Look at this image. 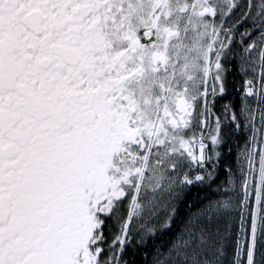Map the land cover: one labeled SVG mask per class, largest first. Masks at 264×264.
<instances>
[{"label": "snow or ice", "instance_id": "1", "mask_svg": "<svg viewBox=\"0 0 264 264\" xmlns=\"http://www.w3.org/2000/svg\"><path fill=\"white\" fill-rule=\"evenodd\" d=\"M0 264H264V0H0Z\"/></svg>", "mask_w": 264, "mask_h": 264}]
</instances>
